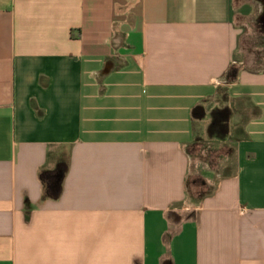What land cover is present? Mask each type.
I'll return each instance as SVG.
<instances>
[{
    "label": "crops",
    "instance_id": "obj_1",
    "mask_svg": "<svg viewBox=\"0 0 264 264\" xmlns=\"http://www.w3.org/2000/svg\"><path fill=\"white\" fill-rule=\"evenodd\" d=\"M234 3L0 0V264H264V70L226 81ZM225 108L233 161L196 197Z\"/></svg>",
    "mask_w": 264,
    "mask_h": 264
},
{
    "label": "rangeland",
    "instance_id": "obj_2",
    "mask_svg": "<svg viewBox=\"0 0 264 264\" xmlns=\"http://www.w3.org/2000/svg\"><path fill=\"white\" fill-rule=\"evenodd\" d=\"M234 5L236 26L241 33L237 59L242 64L237 67L261 70L264 68V3L261 0H235ZM222 99L219 95L216 102ZM192 157L199 164L198 169L194 167L190 179L191 192L197 197L199 193H204L205 177L202 172H216L220 163L233 161L232 141L213 138L205 129L197 137Z\"/></svg>",
    "mask_w": 264,
    "mask_h": 264
},
{
    "label": "trees",
    "instance_id": "obj_3",
    "mask_svg": "<svg viewBox=\"0 0 264 264\" xmlns=\"http://www.w3.org/2000/svg\"><path fill=\"white\" fill-rule=\"evenodd\" d=\"M264 34V30L262 31ZM264 46V42L262 44ZM264 70H258V71H262ZM240 68L237 66H232L228 72V75L226 76V81L227 83H231V82H235L238 78V74H239ZM219 95L223 97V101L225 102L226 100H228V95L225 89H221L219 91ZM230 110L228 108L222 109V110H216L214 112V122L212 123L211 127H210V133L213 136V138H216L218 140H225L228 136V123L229 120L231 118L230 116ZM207 115V110L204 106H198L197 108H195L194 112H193V116L194 119L196 121H202L206 118ZM68 168V160L61 162L58 164V169H62V171L66 172ZM45 172L42 173V177H44ZM44 198L47 199V192L44 194Z\"/></svg>",
    "mask_w": 264,
    "mask_h": 264
}]
</instances>
